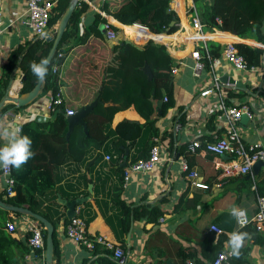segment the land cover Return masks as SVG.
<instances>
[{
    "label": "crops",
    "instance_id": "1",
    "mask_svg": "<svg viewBox=\"0 0 264 264\" xmlns=\"http://www.w3.org/2000/svg\"><path fill=\"white\" fill-rule=\"evenodd\" d=\"M47 1L57 6L62 0ZM104 1L91 0L89 4L85 3L88 9L82 10L79 0L75 11L79 9L80 13L74 20V34L63 46L64 58L56 78L57 91L61 92L64 103L60 110L65 107L76 112L80 107L92 103L98 95V102L105 107L109 129L106 130L108 139L105 144L100 149H90L82 163L70 161L56 169V186L42 197V211L47 210L53 219L54 212L63 215L54 229L56 254L53 252L52 262L96 264L90 252L65 237L69 220L62 203H69L75 197L86 199L76 209L83 220L90 217L87 224L89 235L105 237L123 250L119 264H183L187 259L206 264L211 258L201 255L199 243L207 234H212V245H215L219 236L210 231V226L215 225L223 231L225 240L222 249L230 248L229 234L239 231L233 209H243L253 216L257 204L253 188L246 187L242 175L221 176L213 155L190 154L188 146L194 140L203 144L226 137L230 123L225 109L246 107L250 117L244 116L243 119L241 116L234 124L235 131L244 145L264 147V57L257 71L244 72L236 70L223 54L227 43L246 45L264 53V43L204 28L205 41L197 45L204 67L195 75V60L191 58L195 47L190 44V39H184V44L179 43L192 33L190 15L198 14L193 0H170V9L179 18L178 30L172 35H155L137 24L139 32L133 36L143 41L129 39L123 30L130 33L125 28L130 26L120 24L101 11ZM0 8L4 22L0 39L1 77L12 51L21 48V58L33 43L41 40L33 35L26 24L25 0H0ZM96 15L100 16V21L95 24ZM57 22L47 30L48 37L54 35ZM106 23L116 34L114 40L106 38ZM181 31L186 35H180ZM175 34L178 36L173 37ZM148 40L165 46L174 61L170 85L175 105L165 114L162 113L166 102L164 99H167L165 92L162 99H156L154 91L145 86L144 66L147 64L151 73L152 69L141 48ZM210 43L218 45L220 49L216 46L209 49ZM122 44L129 47L124 48ZM23 78L24 74L17 66L11 74V86L8 84L4 90V97L20 94ZM214 78L218 79L217 85ZM206 90L212 92L201 96ZM50 93V90H43L31 105L19 109L14 107L0 114V123L20 126L33 122L35 128L41 129L42 125L48 123L36 124L34 118L40 115L51 119L53 113L46 110ZM159 101L163 102L160 107ZM136 102L139 108L135 107ZM9 111L16 116H4ZM146 119H156L159 136L153 138V143L160 147L162 162L149 173H133L125 180L126 170L138 157V147L124 142L118 150L114 145L116 135L111 133L123 121L143 124ZM176 125L180 129L177 130ZM5 143L0 139V147ZM182 159L186 160L189 170L198 173L201 182L208 186L207 190L190 185L187 172L182 169ZM258 175L264 176V167L258 169L256 174L252 172L246 175V179ZM116 190H120L119 199L131 206L132 216L135 215L127 232L121 229V209L116 204ZM6 198L4 183L0 179V200L4 202ZM141 206L156 208L162 216L155 223H146L144 218H136ZM8 213L6 225L12 222L15 231L8 232L6 225L1 229L14 241L8 251L11 264H46L45 249L39 256L27 245V227L31 219ZM241 248L248 249L246 264H264L262 235L258 234L256 240L248 236Z\"/></svg>",
    "mask_w": 264,
    "mask_h": 264
},
{
    "label": "trees",
    "instance_id": "2",
    "mask_svg": "<svg viewBox=\"0 0 264 264\" xmlns=\"http://www.w3.org/2000/svg\"><path fill=\"white\" fill-rule=\"evenodd\" d=\"M68 3L69 0H62L59 5L54 7L51 14L50 27L62 16ZM193 3L196 7L198 17H200L206 29L211 30L212 28H216L221 32L234 34L241 39H252L264 43V0H209L207 2L205 0H193ZM169 4L170 0H105L101 6V11L111 16L120 24L130 26L125 27L130 33L123 30L129 39L143 41L133 36V34H138L139 32L138 25L147 28L150 33L155 35H172L178 30L179 18L170 9ZM80 7L82 10L88 9L87 4L83 2H80ZM79 13V9L73 13L56 54L52 59L53 63L56 61V55L64 52L63 46L74 34V20ZM99 19L100 16L96 15L95 24L97 21H100ZM217 19L220 21L219 25L215 23ZM177 36L178 34H175L173 37ZM51 44V42H47L46 40L43 42L36 41L21 58L19 53L21 48L11 52L0 77V100L4 97V90L11 81V74L17 66H20L25 77L20 94L27 93L34 87L37 76L32 72L30 65L33 62L39 64L41 60H44L51 48ZM122 46L124 48L129 47L124 44ZM215 46L217 49H220L218 45L213 43H210L209 49ZM234 46L238 53L245 59L248 67H260L262 58L264 57L263 51L242 44ZM141 49L150 64L153 75L152 80L149 81L144 74L146 77L145 86L149 87L151 92L154 91V97L156 99H162V93L165 92L167 101L162 107V113L165 114L175 105L172 86L170 85V73L174 61L167 53L165 46L156 44L152 40L146 41ZM212 55L210 52V56ZM56 78L50 74V69L48 68L44 78L45 91L50 90L55 93L58 90ZM134 105L139 108V103L136 102ZM9 109H14V105L4 106L0 114ZM61 110L64 111L65 107H62ZM105 113V107L101 102H98L93 111L84 118L88 135L84 133L81 126H76L68 141L66 140L68 124L65 113L58 114L55 120L42 125L41 129L35 128L33 122L21 124V134L27 135L32 140L31 150L35 155L26 164L22 165L20 169L11 167V175L15 183V195L6 198L4 203L29 209L33 213L47 219L55 229L63 215L54 212L55 219H53V215L49 214L47 210L46 212L42 211L41 208L44 203L42 197L56 186L57 176L55 171L59 166L70 161L82 163L90 149H100L105 144L108 139L106 130L109 129V121L105 117ZM155 124L156 119H146L143 124L132 121H123L117 124L111 133L115 134L117 138L114 144L115 147L119 150L121 144L129 142L131 145L138 147V157L135 162L148 159L150 150L154 146L153 138L159 136ZM242 176L246 187L248 189L253 188L252 193L255 196L257 204L258 198L264 197V176L258 175L249 180L246 179V175ZM115 194L116 204L121 209V229L122 232H127L130 228L131 220L135 218V215L132 216L131 206L125 205L119 199L120 190H116ZM72 200L74 201L76 198L74 197ZM8 215L9 213L7 211L0 209V264H11L8 251L10 246L14 244V241L1 229L6 225ZM14 216L21 217L22 215L14 214ZM161 216V211L156 208L141 206L138 209L136 218H144L146 223H155ZM65 222L68 221L65 220ZM85 222L88 224L90 217ZM38 225L43 231L45 241L43 226ZM238 232L247 233L254 240L258 237V233L251 225L239 229ZM224 240L225 237L219 235L215 241V245H212L214 236L207 234L199 243V248L202 252L201 255H204L206 258H211L212 261L223 250L222 244ZM53 247L54 254H56L55 231L53 234ZM91 254L98 263L119 264L118 261L113 260L111 255L99 245L94 246ZM247 254L248 249L241 248L239 257H233L232 264H246ZM188 258L190 257L188 256Z\"/></svg>",
    "mask_w": 264,
    "mask_h": 264
},
{
    "label": "built area",
    "instance_id": "3",
    "mask_svg": "<svg viewBox=\"0 0 264 264\" xmlns=\"http://www.w3.org/2000/svg\"><path fill=\"white\" fill-rule=\"evenodd\" d=\"M26 1V24L32 31L33 35L44 41L48 37V29L50 27V19L52 10L55 7V3L47 0H25ZM91 0H80L83 3H90ZM191 18V29L192 33L186 35L181 31L180 35H186L185 38L179 41V43L184 44V39H190V44L195 47L191 52V58L195 60L194 74L198 75L203 69V63L201 61V56L198 51L197 45L204 42L206 35L204 34V28L206 26L201 22L196 13L190 15ZM216 25L220 24V21L216 20ZM212 31H219L216 28H212ZM104 31L106 38L108 40H114L116 34L109 23L104 25ZM4 32V22L3 15L0 8V39ZM224 57L228 63H230L236 70L244 72H255L257 69L255 67H248L245 59L238 53L237 49L232 43H227L223 50ZM63 53H58L56 55V61L53 63L51 61L49 65L50 74L53 77H57L61 67V61L63 60ZM215 84L217 85L218 79L214 78ZM212 90H206L201 93V96H206L211 93ZM167 101V99H164ZM63 105V98L60 91L55 93L51 92L48 96V101L46 105V110L50 113H54ZM74 111L70 109H65L66 116H73ZM226 117L230 123L228 134L226 137L216 139L212 142L201 143L198 140L192 141L188 146V152L190 154L195 153H209L215 157V165L220 170V174L223 177H231L238 175H251L252 166L257 162L264 163V147L259 145H244L239 136L237 135L234 124L240 119L244 114L250 117L248 109L246 107H229L225 109ZM4 116L15 117L10 111ZM20 127V126H18ZM176 129H180L179 125H176ZM223 157H227L223 160ZM109 160V157H107ZM162 162L160 156V147L154 145L149 153V158L146 160H139L134 162L128 167L125 172L124 179L128 180L129 176L133 173L145 172L149 173L153 171L158 164ZM181 165L183 171L187 172V178L190 185L197 189L207 190L208 186L201 182L200 177L196 171L189 170L187 162L185 159L181 160ZM0 179L4 183V193L7 198L13 197L15 195L14 190V179L11 175V167L5 169L0 167ZM237 212H242L243 215L234 216L235 223L238 229L246 227L248 225L253 226L255 231L264 237V197L258 198L256 212L253 216H249L245 210L236 209ZM76 215L73 219L69 220V223L65 228V237L73 242L75 245L84 248L88 252H92L95 245L101 246L105 249L112 257L113 260L119 261L122 259L124 252L120 246L108 241L102 236H91L87 230V224L85 220L78 216V210L76 209ZM6 229L8 232L13 233L15 231V225L7 223ZM210 231L216 235H222L223 231L216 227L215 225L210 226ZM27 245L28 247L41 255L45 249V241L43 236V231L40 226L35 221L29 220L27 227ZM231 248H225L219 252L212 261L206 264H232V259L234 256L229 255ZM96 264H101L96 262ZM183 264H199L193 259H187Z\"/></svg>",
    "mask_w": 264,
    "mask_h": 264
},
{
    "label": "water",
    "instance_id": "4",
    "mask_svg": "<svg viewBox=\"0 0 264 264\" xmlns=\"http://www.w3.org/2000/svg\"><path fill=\"white\" fill-rule=\"evenodd\" d=\"M79 3V0H69L68 6L66 8V10L64 11V13L62 14L61 18L59 19V21L57 22L56 26H55V33L54 35L49 36L46 41L47 42H51V48L46 56V58L44 60H47V64L45 65V67L48 69L49 65L52 61V59L54 58L56 51L58 49V46L60 44V41L62 39V36L68 26V23L75 11V8L77 6V4ZM144 74L147 76L148 80L151 81L153 78V75L150 71L149 66L146 64L144 66L143 69ZM25 78H23L24 80ZM12 82H9V86H11ZM44 90V79L40 80L37 77V81L34 85V87L28 91L27 93L24 94H18L15 97H11L9 95H6L4 97V99H2V101H0V109L7 103H11L14 105L15 108L19 109V108H24L27 107L29 105H31L32 103H34L39 97L40 95L43 93ZM98 95L95 96V100L88 104L85 105L81 108H79L73 116H66V121L68 124V129H67V133H66V140L68 141L70 138V135L73 131V129L76 126H81L83 128V131L86 135H88V130H87V125L84 121V118L89 115L93 109L97 106L98 104ZM162 101L158 102V107H160L162 105ZM64 111L63 110H57L55 111L52 116L51 119H49L48 117H44V116H36L34 118V122L36 124H43V123H49V121H53L56 116L58 114H63ZM244 116L246 115H242V118L244 119ZM225 159H227V157H223ZM261 167H264V163L263 162H257L252 166V172L254 174H256L257 170L260 169ZM86 201V199H76L74 201H71L69 203H65L63 202L62 204L65 205L66 207V217L68 220H71L75 217L76 215V207L82 205L84 202ZM0 209L11 212V213H15V214H21L24 216L29 217L30 219L34 220L35 222H37L38 224L43 226V229L45 231V263L46 264H53L52 262V258H53V252H54V247H53V234H54V228L52 226V224L45 219L44 217L33 213L32 211H30L27 208H22V207H16L13 205H7L5 204L3 201L0 200ZM119 263L122 262V260L120 259L118 261Z\"/></svg>",
    "mask_w": 264,
    "mask_h": 264
},
{
    "label": "clouds",
    "instance_id": "5",
    "mask_svg": "<svg viewBox=\"0 0 264 264\" xmlns=\"http://www.w3.org/2000/svg\"><path fill=\"white\" fill-rule=\"evenodd\" d=\"M47 60H41L39 64L33 62L30 65L32 72L40 79L43 80L47 74ZM0 139L6 143L0 147V167L8 169L13 167L20 169L22 165L26 164L35 154L31 150L32 140L27 135L21 134V129L12 124L5 125L0 123ZM234 216L243 215L242 212H237L233 209ZM248 238L247 233L232 232L229 234L228 245L231 248L229 255L239 257L240 249Z\"/></svg>",
    "mask_w": 264,
    "mask_h": 264
},
{
    "label": "rangeland",
    "instance_id": "6",
    "mask_svg": "<svg viewBox=\"0 0 264 264\" xmlns=\"http://www.w3.org/2000/svg\"><path fill=\"white\" fill-rule=\"evenodd\" d=\"M140 44H142V43H140Z\"/></svg>",
    "mask_w": 264,
    "mask_h": 264
},
{
    "label": "bare ground",
    "instance_id": "7",
    "mask_svg": "<svg viewBox=\"0 0 264 264\" xmlns=\"http://www.w3.org/2000/svg\"><path fill=\"white\" fill-rule=\"evenodd\" d=\"M111 23V22H110Z\"/></svg>",
    "mask_w": 264,
    "mask_h": 264
}]
</instances>
